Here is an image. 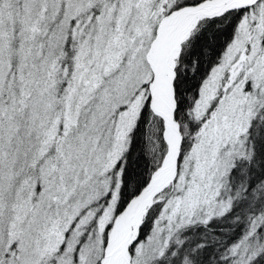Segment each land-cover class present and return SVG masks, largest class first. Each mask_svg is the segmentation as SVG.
Listing matches in <instances>:
<instances>
[{"label": "snow or ice", "instance_id": "obj_1", "mask_svg": "<svg viewBox=\"0 0 264 264\" xmlns=\"http://www.w3.org/2000/svg\"><path fill=\"white\" fill-rule=\"evenodd\" d=\"M0 264H264V0H0Z\"/></svg>", "mask_w": 264, "mask_h": 264}]
</instances>
